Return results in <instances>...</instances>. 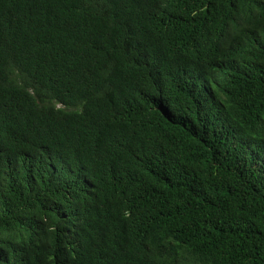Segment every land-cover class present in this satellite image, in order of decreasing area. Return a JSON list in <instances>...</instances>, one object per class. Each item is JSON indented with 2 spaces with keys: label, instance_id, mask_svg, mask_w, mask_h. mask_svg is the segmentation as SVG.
Here are the masks:
<instances>
[{
  "label": "trees",
  "instance_id": "trees-1",
  "mask_svg": "<svg viewBox=\"0 0 264 264\" xmlns=\"http://www.w3.org/2000/svg\"><path fill=\"white\" fill-rule=\"evenodd\" d=\"M0 264H264V0H0Z\"/></svg>",
  "mask_w": 264,
  "mask_h": 264
}]
</instances>
